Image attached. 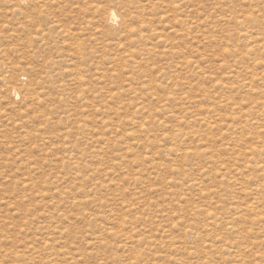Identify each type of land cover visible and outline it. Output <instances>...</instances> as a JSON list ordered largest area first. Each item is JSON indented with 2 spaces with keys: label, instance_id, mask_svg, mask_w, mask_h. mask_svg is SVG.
Here are the masks:
<instances>
[{
  "label": "rangeland",
  "instance_id": "rangeland-1",
  "mask_svg": "<svg viewBox=\"0 0 264 264\" xmlns=\"http://www.w3.org/2000/svg\"><path fill=\"white\" fill-rule=\"evenodd\" d=\"M0 264H264V0H0Z\"/></svg>",
  "mask_w": 264,
  "mask_h": 264
},
{
  "label": "bare ground",
  "instance_id": "bare-ground-1",
  "mask_svg": "<svg viewBox=\"0 0 264 264\" xmlns=\"http://www.w3.org/2000/svg\"><path fill=\"white\" fill-rule=\"evenodd\" d=\"M115 18H116V14L113 11L108 14L107 19L109 21H113Z\"/></svg>",
  "mask_w": 264,
  "mask_h": 264
}]
</instances>
